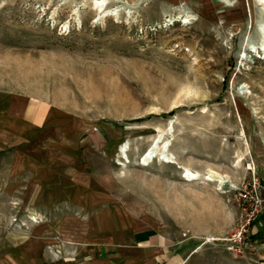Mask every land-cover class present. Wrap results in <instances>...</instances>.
I'll return each instance as SVG.
<instances>
[{"label":"rangeland","instance_id":"obj_1","mask_svg":"<svg viewBox=\"0 0 264 264\" xmlns=\"http://www.w3.org/2000/svg\"><path fill=\"white\" fill-rule=\"evenodd\" d=\"M228 3L0 0V106L16 104L15 116L64 114L68 125L84 130L82 149L88 134L99 132L113 154L99 152L97 167L113 176L126 204L158 214L157 230L168 237L220 239L233 224L220 210L224 203L232 213L225 184L191 188L180 167L200 169L202 159L193 153L239 141L246 146L264 132V53L256 31L264 12L256 0ZM171 120L172 137L164 138L179 166L156 159L139 166L137 157ZM108 134L116 135L113 143ZM123 141L124 167L118 155ZM9 155L8 146L0 151V182ZM7 188L0 183L2 255L22 238L41 237L37 228L54 219L38 212L17 216ZM215 192L223 201L209 197Z\"/></svg>","mask_w":264,"mask_h":264},{"label":"crops","instance_id":"obj_2","mask_svg":"<svg viewBox=\"0 0 264 264\" xmlns=\"http://www.w3.org/2000/svg\"><path fill=\"white\" fill-rule=\"evenodd\" d=\"M15 105L0 106V151L10 148L9 172L0 183L8 185L6 193L17 216L28 218L38 212L54 219L51 225L37 228L42 234L38 239L22 238L10 244L4 255L0 253V264H264V214L251 230L255 263L225 257L220 246L189 239L186 233L184 240L168 237L157 230L158 214L126 204L116 192L113 176L100 173L97 154H113V145L98 131L88 134L82 149L84 130L68 125L64 114L52 111L39 116L21 111L15 116ZM108 136L113 143L116 135ZM258 137L260 141H249L246 146L239 141L218 151L193 153L202 159V167L186 166L202 176L208 170L216 172L225 178L223 189L228 191L239 185L250 162L264 171V132ZM90 154V160L83 161ZM163 164L179 166L177 162ZM183 181L191 188L208 182L202 178ZM209 197L223 201L216 192ZM220 210L234 222L233 207L232 215L224 203Z\"/></svg>","mask_w":264,"mask_h":264},{"label":"built area","instance_id":"obj_3","mask_svg":"<svg viewBox=\"0 0 264 264\" xmlns=\"http://www.w3.org/2000/svg\"><path fill=\"white\" fill-rule=\"evenodd\" d=\"M246 175L238 186H231L230 194L232 207L236 210L234 222L227 234L205 242L220 243L221 250L233 259L248 260L255 263L256 246L251 239L253 224L264 214V175L252 162L246 166ZM185 236V235H183Z\"/></svg>","mask_w":264,"mask_h":264},{"label":"bare ground","instance_id":"obj_4","mask_svg":"<svg viewBox=\"0 0 264 264\" xmlns=\"http://www.w3.org/2000/svg\"><path fill=\"white\" fill-rule=\"evenodd\" d=\"M217 1L220 4H222L224 7H230V3H228V0H217ZM256 2L264 12V0H256ZM101 7L102 5L100 4L99 8ZM256 31L259 37L258 44L261 48V52L264 53V22L260 24L258 23ZM243 88H245V86H243L242 89ZM174 108H176L175 105ZM173 123L174 122L172 120L168 122V124L166 125V129L164 131L159 132L157 136L152 139L150 145L144 150V152L139 157H137V164L139 166L147 167L153 159H156L158 162H162V163L175 164L174 162L175 158L172 154L169 153L168 150L171 142L169 138L172 137V132H173ZM165 136H168L169 138L165 139L164 138ZM262 143H264L263 140ZM127 145L128 143L123 141L118 147V155L121 158L122 167H124V165L129 161L126 154ZM180 168H181L180 177L182 178V180H185L187 182H193V181L195 182L200 179V174L198 172L193 171L188 167H180ZM202 179L208 182H216L219 187L223 186L226 183L224 177L220 176L219 174H217L212 170H208L207 173L204 174Z\"/></svg>","mask_w":264,"mask_h":264}]
</instances>
